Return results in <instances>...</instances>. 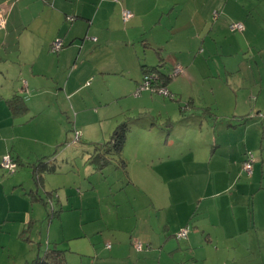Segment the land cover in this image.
Listing matches in <instances>:
<instances>
[{
  "label": "rangeland",
  "instance_id": "rangeland-1",
  "mask_svg": "<svg viewBox=\"0 0 264 264\" xmlns=\"http://www.w3.org/2000/svg\"><path fill=\"white\" fill-rule=\"evenodd\" d=\"M111 1L125 9L129 8V4L137 8L140 14L134 20L133 16L127 21L121 17L120 27L115 17L117 10L113 11L112 6L110 11L100 13L93 34L102 33V40L99 43L91 41L94 43L92 46L89 42L91 38H85L83 40L87 39L88 42L82 45L83 41L79 40L77 46V49L82 46V54H86L81 58L83 62L77 63L103 67L101 73L97 74L99 78L95 77L97 75L86 78L82 70L73 73L71 82H78V86L88 84L76 95L64 100L68 101V106L61 104L58 107L54 103L56 97H46L51 105L41 111L44 117L40 115L34 118V130L41 136L56 137V143L61 142L58 143L59 149L68 148L57 155L55 173L42 172L41 177L35 179L33 168L23 165L14 172L24 180L25 192L31 186L34 190L39 188L46 201H27V204L16 201L24 196V191L18 187V196L13 198V204L10 201L0 203L1 223L8 214L5 211L9 206L20 210L19 216L25 220L20 239H2L6 234L0 233L1 245L5 244L0 246V264H26L34 258L38 244L46 248L54 243L65 250L67 264H104V261H100L105 253L103 246L109 249L107 243H112L113 238L124 245L129 243L130 235L150 231L158 225L163 233V221L167 216L161 208L162 201H199L203 195L210 194L207 185L211 186L217 181L222 185L226 177L223 174H228L226 162H220L218 157L212 159L215 165L213 169L222 166L221 172L224 173L213 172L210 175L201 170L200 161H209L211 153L203 156L194 149L191 153L186 150L182 156L184 150H173L175 145L185 142L181 120L192 114L190 112L193 111L188 110L193 104L191 102L195 101V106L203 108L201 112L196 111V115H203L206 107L212 117L242 114L251 116L250 119L248 117L249 121L253 119L252 116L257 117L256 112L264 113V0ZM231 5L234 7L230 11ZM198 8L201 9L202 22L197 14L194 15ZM209 10L212 11L211 18L203 22L206 17L203 13ZM240 15L249 18L247 28L243 34L232 33L231 23L241 22L246 26L244 20L238 19ZM73 19L72 16L67 18L71 24L77 20ZM124 26L127 28L124 29ZM119 31H126V39L117 38ZM19 50L26 54V48L20 44L19 48H9L11 54L17 51L18 55ZM54 54L57 55V52ZM187 58L191 63L183 65L182 71L177 69L179 65L175 64L179 61L183 63ZM159 59L163 61L167 74L174 73V76L170 75L166 87L170 93L160 95L148 89L138 90L144 75L140 65H151L154 61V65H157ZM23 60L18 61L17 67L10 64L8 68L12 70L14 67V71L20 69V62L27 67ZM68 64L62 65L66 69L60 72L58 79H68ZM42 83L46 84V81ZM122 90L123 96L118 97ZM261 90L257 101L259 109H254L253 103ZM243 95L248 97L252 109L242 103L235 104ZM62 96L57 103L60 104ZM179 107L185 109V116L180 115ZM58 109L67 111L61 120L56 119L60 116ZM30 116L31 113L24 118L28 119L27 124L32 122ZM259 116L264 119V115ZM206 120L209 118L206 117ZM152 121L155 125H151ZM168 122H175L172 127L174 131L168 138L170 141H166L168 136L165 134ZM61 123L67 126V133L71 134L67 139L69 146L62 143L65 137L59 134ZM123 123L127 128L122 150L118 154L108 155L107 163L99 165L91 157V153L94 155L93 144L108 141L112 132ZM201 125L202 134L205 135L208 126L204 122ZM262 131L264 127L259 123L253 132H259L258 150L262 142L260 137L264 135ZM76 135L80 141L71 144ZM198 137L190 135L186 142L198 140ZM203 141L207 143L204 138ZM255 141L253 137L250 145H254ZM163 143L166 144L165 150H162ZM248 150L253 154V150ZM46 152L51 151L47 149ZM174 152L182 157H177ZM178 160L187 166L184 172L176 168ZM167 162L170 164H165ZM161 165H168L173 171L165 173ZM233 169L234 165L231 166ZM3 172L6 177L14 174ZM251 175L242 174L244 181L249 180ZM49 201L55 205L53 210ZM57 210L59 212L54 213ZM8 218L10 220L12 217ZM4 224L9 223L6 221ZM176 230L175 234L181 228ZM156 242L160 243V240L156 239ZM137 260L139 264H145L141 259H135L133 263Z\"/></svg>",
  "mask_w": 264,
  "mask_h": 264
},
{
  "label": "crops",
  "instance_id": "crops-1",
  "mask_svg": "<svg viewBox=\"0 0 264 264\" xmlns=\"http://www.w3.org/2000/svg\"><path fill=\"white\" fill-rule=\"evenodd\" d=\"M96 5L99 7L96 8ZM111 6L113 11L117 10L115 17L121 27L122 10L125 8L115 5L111 0H0V17L3 21L0 26V158L6 154L14 157L19 164L16 172L22 165L34 170L36 164L43 162V166L48 167L44 169L45 167L41 166L43 171H40V175L42 172L55 173L57 155L68 147L59 149L60 144L58 143L61 142L56 143V137L46 134L41 136L34 130L32 123L36 116L44 117L41 111L51 105L46 97H56L54 103L58 107H61V104L68 106V101L64 100L70 99L88 84L87 82V84L78 86V82H71L70 78L74 75L73 73L79 72V70L85 71L83 76L86 78L101 73L103 67L89 63L87 65L77 63V61L83 62L81 58L86 57V54H82V46L78 49L77 46H79V40L83 41L82 45H84L86 41L88 42L87 39L91 38L89 42L92 46L94 45L92 42L99 43L102 40V33L93 34L94 24L99 14H104L106 10L110 11ZM123 6L125 7L124 4ZM127 6L134 20L140 12L138 13V9L129 4ZM233 7V5L230 6V11ZM195 14L202 22L200 8ZM203 14H206V17L203 18V22H206L208 18H211L212 11L209 10ZM226 15L228 16V13ZM69 16L74 18L73 21L77 19L76 22L69 23L67 20ZM102 16L104 17V15ZM245 17L247 16H238L239 20L245 21L246 26L243 25V30H231L232 33L243 34L245 32L248 25L247 19H249ZM217 22L218 20L215 24ZM131 26L128 25V27ZM126 28L124 26V29ZM116 35L118 39H126V31H119ZM57 37H61L64 46L55 55L50 47ZM244 37L246 38V36ZM85 38L87 39L83 40ZM110 38H112V34ZM197 38L199 39V34ZM189 43L192 42L189 41ZM19 44L26 48V54L21 53L20 50L18 55L17 51L11 54L9 48L13 46L19 48ZM30 52L34 53L30 54ZM20 60L27 63V67L21 65L20 62V69L14 71V67L12 70L8 68L11 66L10 64L17 67ZM188 61L189 58L184 59L183 63L179 61L175 65L187 66V63H191ZM68 62H71L70 65ZM155 62H151V65H154ZM65 63L68 64L69 77L67 80L58 79L60 72L66 69V67H62ZM144 65L151 66L146 63L140 66ZM141 71L143 73L142 68ZM98 76L95 77L99 78ZM42 80L46 81V84H43ZM134 81L137 83L136 80ZM15 93L22 95L27 105L26 110L17 114L13 113L8 103ZM120 93L118 97L123 96L124 91L122 90ZM261 94L262 90L257 94L256 101L253 103L254 109H259L257 101ZM61 96L63 98L59 104L57 101ZM194 102H191V104L193 103L191 106L188 105V110L193 111L190 112L192 113L190 115L185 116L186 114H183L185 109L181 110L179 107L180 115L185 116L181 120L184 126L182 138L185 142L178 143L173 150L178 152L181 149L184 150L182 156L186 150L191 153L194 149L203 156L211 153L209 161H200L201 170L204 169L203 171L209 172L210 175L213 172L224 173L221 172L222 166L213 169L215 165L212 159L214 157H218L220 162L225 161L228 173L223 174L226 175L225 182L222 185L219 181L211 186L207 185L206 189L211 192L208 195H203L199 201H162L161 208L167 216L163 221V233L159 231L160 225H158L155 227L157 230L152 228L147 232L139 231L135 235H130L129 243L124 245L119 239L113 238L112 243H107L110 244L109 249H105L103 246L104 256L98 255V257L101 256L100 261H104V264H139L138 260L133 263L135 259H141L145 264H264V135L260 137V142L261 140L262 142L260 150H258L259 132L253 133L259 123L264 127V119L259 116V112H256V115L262 121L254 116L249 121L251 116L242 114L212 117L207 113V107L203 113L206 116L196 115L194 113L201 112L203 108L195 106ZM240 103L252 109L249 99L245 95L235 104ZM58 111L60 116H57L56 119L61 120L67 111L65 109H58ZM30 113L29 118L33 119L31 124H27L28 119L24 118ZM206 117L209 120H206ZM203 122L208 126L205 135L202 134L200 127ZM174 123H166L165 134L168 136L166 141H170L168 138L174 131L172 129ZM151 125H155L153 121ZM61 126L62 128L58 130L59 134L61 133L65 137L64 141L62 140L64 143L69 141L67 139L71 137V134L67 133V126H63V124ZM47 132L49 133L48 127ZM197 133L198 135H196ZM174 135L176 139L179 138L176 132ZM190 135L199 136L198 140L187 143V138ZM253 137L256 138L255 144L250 145V142L251 144L253 142ZM203 138L207 143L203 141ZM192 142L195 143L192 144ZM54 143H56L55 146ZM165 143H163L162 150H165ZM83 148L87 147L83 146ZM47 149L51 152H46ZM248 149L254 151L253 158L256 157V159L254 158L251 177L244 181L242 174L247 175L242 170V162L246 152L249 151ZM178 152L174 153L181 158L182 156L178 155ZM169 156L170 154L167 157ZM51 157L52 159L49 160ZM176 162V168L182 172L187 169L183 161ZM232 165H234L233 170H231ZM161 166L165 173L173 171L172 167L168 165ZM3 173L0 168V203L10 201L13 204V198L18 196L16 195L18 187L24 191V196L16 201H23L25 204L27 201H46V197L41 194L39 188L34 190L31 186L30 190L25 192L24 180L18 173H14L11 177H6ZM5 212L8 214L3 220L9 224L5 225L4 222H0V233L6 234V237L3 236L2 239H20V233L25 229V220L19 216L20 210L9 206ZM8 217L12 218L9 220ZM186 226L188 227L187 238L178 243L174 236L176 229ZM156 239L160 240V243L156 242ZM138 242L142 245L140 251L134 248ZM4 245V243L1 245L0 240V246ZM38 246L41 247V244ZM165 254H168V257H165ZM169 256L175 257L170 258Z\"/></svg>",
  "mask_w": 264,
  "mask_h": 264
},
{
  "label": "trees",
  "instance_id": "trees-1",
  "mask_svg": "<svg viewBox=\"0 0 264 264\" xmlns=\"http://www.w3.org/2000/svg\"><path fill=\"white\" fill-rule=\"evenodd\" d=\"M53 43V42H52ZM64 46L62 42L61 48ZM164 63L162 60L159 59V62L157 65H151V66H142L143 73H153V79L151 81L152 86L155 88L158 87H167V83L169 81V78H171V74H167L164 70ZM8 103L13 111L14 114H17L19 112H22L26 110L27 105L25 103V100L22 95L14 94L12 98L8 100ZM189 105V104H188ZM181 110H183V107H181ZM258 114H262V112H259ZM245 119H247L245 117ZM127 126L125 123L118 126L111 134L108 141L105 142H96L93 144V153H91V157L98 162L99 165L107 163V156L111 154H118L123 147V144L125 142V130ZM80 141V140H79ZM70 141L65 142L68 146ZM72 144V140H71ZM248 152V151H247ZM17 162V161H16ZM123 166H125V162L121 161ZM43 162H39L38 165L36 164L33 170V177L35 179L40 178V171L42 170ZM19 164H17L18 166ZM46 165V164H45ZM44 169H47L45 167ZM43 171V170H42ZM245 173V172H244ZM253 173V172H252ZM246 174V173H245ZM247 175V174H246ZM51 203V201H49ZM52 210L54 209L55 205L51 203ZM59 210L55 211L54 213H58ZM185 228L187 230V233L184 237H178L177 234H175V239L178 241V243L184 239L187 238L188 235V227H182L181 229ZM178 233V232H177ZM110 245V244H109ZM26 264H67L66 254L65 250L58 248L57 243H54L52 247H46L42 248L38 246L37 252L32 260L27 262Z\"/></svg>",
  "mask_w": 264,
  "mask_h": 264
},
{
  "label": "built area",
  "instance_id": "built-area-1",
  "mask_svg": "<svg viewBox=\"0 0 264 264\" xmlns=\"http://www.w3.org/2000/svg\"><path fill=\"white\" fill-rule=\"evenodd\" d=\"M132 13L131 11H129L128 9H123L122 10V18L124 21H127L131 18ZM3 24L2 18L0 17V26ZM230 29L231 30H237V31H242L243 30V24L240 22H235V23H231L230 24ZM62 46V40L61 39H56L55 41H53V43L51 44L50 50L52 52H59ZM179 70H183L182 66H177ZM153 73H145L143 75V82L142 84L139 86L138 90L141 89H148L151 92H157L160 95H164V94H168V90L167 88H163V87H158L155 88L154 86H152L151 81L153 79ZM172 76H174V73L172 72L171 74ZM170 93V92H169ZM262 115H264V113H262ZM80 140V138H78V135L74 136V139L72 140V144L77 143ZM253 162H254V158H253V154L250 152H246L245 154V158L242 162V170L247 174V175H251L253 172ZM17 162L15 160L14 157H12L10 154H6L4 156H2L0 158V168L2 170H5L7 173L12 174L16 171L17 169ZM187 233V230L185 228L181 229L178 233L177 236L178 237H184ZM107 247L110 248V245L107 244ZM135 247L137 250H141L142 249V245L141 243H136Z\"/></svg>",
  "mask_w": 264,
  "mask_h": 264
}]
</instances>
